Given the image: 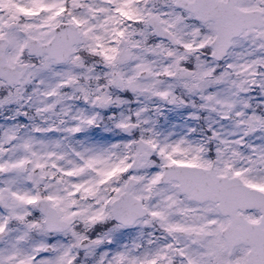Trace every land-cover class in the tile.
<instances>
[{"label":"snow or ice","instance_id":"1","mask_svg":"<svg viewBox=\"0 0 264 264\" xmlns=\"http://www.w3.org/2000/svg\"><path fill=\"white\" fill-rule=\"evenodd\" d=\"M0 264H264V0H0Z\"/></svg>","mask_w":264,"mask_h":264}]
</instances>
